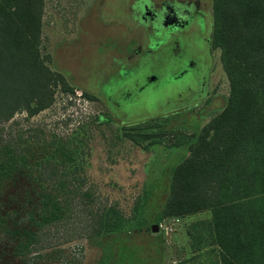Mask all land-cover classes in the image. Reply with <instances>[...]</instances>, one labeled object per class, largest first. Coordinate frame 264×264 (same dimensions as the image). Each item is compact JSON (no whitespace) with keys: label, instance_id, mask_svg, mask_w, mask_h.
I'll use <instances>...</instances> for the list:
<instances>
[{"label":"rangeland","instance_id":"obj_1","mask_svg":"<svg viewBox=\"0 0 264 264\" xmlns=\"http://www.w3.org/2000/svg\"><path fill=\"white\" fill-rule=\"evenodd\" d=\"M41 22L40 53L67 86L0 123V160L15 141L19 165L0 185V264H219L210 208L162 213L174 166L229 94L212 0H43ZM182 50L192 61L201 53V81ZM73 163L101 231L80 232L81 203L31 238L44 184L33 177Z\"/></svg>","mask_w":264,"mask_h":264},{"label":"trees","instance_id":"obj_2","mask_svg":"<svg viewBox=\"0 0 264 264\" xmlns=\"http://www.w3.org/2000/svg\"><path fill=\"white\" fill-rule=\"evenodd\" d=\"M42 5L0 0V123L18 110L33 115L50 104L54 84L67 86L40 53ZM212 18L229 94L174 166L162 213L210 208L219 264H264V0H212ZM11 145L15 150L4 149L7 157L0 160V185L19 167L16 142ZM43 168L59 167L46 161ZM79 168L73 163L65 173L33 177L44 184L33 209L39 227L28 231L31 238L41 239L43 227L66 221L67 211L81 203L80 232L101 231V215L89 206L93 195L84 189Z\"/></svg>","mask_w":264,"mask_h":264},{"label":"flooded vegetation","instance_id":"obj_3","mask_svg":"<svg viewBox=\"0 0 264 264\" xmlns=\"http://www.w3.org/2000/svg\"><path fill=\"white\" fill-rule=\"evenodd\" d=\"M185 21V20H184ZM184 21H181L180 23H179V25L181 24V23H184ZM178 25V26H179ZM165 33H167V31H165ZM195 40V44L196 45H198V42L199 41H197L196 39H194ZM199 44H200V42H199ZM182 49V48H181ZM181 49H179L177 52H175V53H178ZM182 55H183V58H184V66L187 68V69H189V71L191 72V74L192 75H194L192 78H193V80L195 81V79H194V77H197V78H200V81H201V76H202V74L204 73V70H205V68H206V62L203 60V58H202V55H201V53H199L198 54V59H197V61H192V59H190L189 57H187V55H186V53H184V51L182 50ZM198 84H200L199 82H198ZM189 86V84L188 85H186V88ZM191 86V85H190Z\"/></svg>","mask_w":264,"mask_h":264},{"label":"water","instance_id":"obj_4","mask_svg":"<svg viewBox=\"0 0 264 264\" xmlns=\"http://www.w3.org/2000/svg\"><path fill=\"white\" fill-rule=\"evenodd\" d=\"M152 78V76H150Z\"/></svg>","mask_w":264,"mask_h":264}]
</instances>
